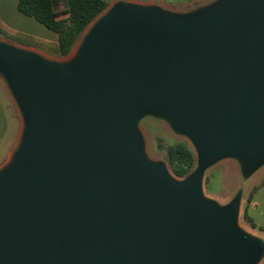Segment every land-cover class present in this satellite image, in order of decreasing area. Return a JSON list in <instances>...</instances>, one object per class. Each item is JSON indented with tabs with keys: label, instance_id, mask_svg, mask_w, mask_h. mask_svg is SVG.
<instances>
[{
	"label": "water",
	"instance_id": "water-1",
	"mask_svg": "<svg viewBox=\"0 0 264 264\" xmlns=\"http://www.w3.org/2000/svg\"><path fill=\"white\" fill-rule=\"evenodd\" d=\"M0 75L23 118L0 167V264L256 263L239 199L219 208L202 182L224 157L264 164V0L119 1L68 58L0 40ZM149 113L194 142L183 180L146 155Z\"/></svg>",
	"mask_w": 264,
	"mask_h": 264
},
{
	"label": "rangeland",
	"instance_id": "rangeland-1",
	"mask_svg": "<svg viewBox=\"0 0 264 264\" xmlns=\"http://www.w3.org/2000/svg\"><path fill=\"white\" fill-rule=\"evenodd\" d=\"M215 1L216 0H189L187 1V3L181 6L171 7L166 9L168 11L178 14H188L197 11L201 8H204ZM62 7L64 6L62 5ZM95 20L83 32L81 37L78 39V42L76 43L74 49L67 56H63V57L55 56L53 54H49L42 50H39L37 48L35 49L39 50L41 53L45 54L47 57L51 59L68 58L73 54L75 49L78 47L82 38L85 35V32L93 25ZM0 40H6V38L0 35ZM17 45H21V44H17ZM0 93L6 103V108L10 118V125H11L10 131L12 133L13 130L16 129V124H17L15 111H14L15 109L12 102L9 101L8 93L4 89V85H2V83H0ZM17 112H18L21 132H22L23 118L18 107H17ZM137 128L143 139L144 151L146 155L153 161L164 162L167 165L170 173L176 179L183 180L185 177L181 178L173 174V172L169 168L166 153L157 147V137H161L165 145H169L179 141L187 143L194 150L196 155V160L198 162L197 149L192 139L188 135L180 133L177 130H175L172 124L170 123V121L166 117L155 113L146 114L141 119H139L137 123ZM197 162L195 168L197 167ZM262 179H264V164L260 166L257 170L249 174V171H247L243 167V165H241V161L237 157H232V156L224 157L216 161L214 164H212L211 166H209L204 170L202 193L207 199L211 200L219 208H225L229 206L234 200L239 199L238 223H240L242 230L252 236L258 235L263 237L264 233H262L257 228H253L244 217V209L245 206L247 205V198L249 196V193L255 185H258L261 182ZM251 213L254 214L253 217L255 216V221L257 223L262 221L261 217L259 216L256 210L252 209ZM255 264H264V245L262 247V252Z\"/></svg>",
	"mask_w": 264,
	"mask_h": 264
},
{
	"label": "trees",
	"instance_id": "trees-1",
	"mask_svg": "<svg viewBox=\"0 0 264 264\" xmlns=\"http://www.w3.org/2000/svg\"><path fill=\"white\" fill-rule=\"evenodd\" d=\"M17 5L25 15L35 18L54 31L58 40L51 41L12 29L1 20L0 35L17 44L60 57L72 52L87 27L108 7L105 0H18ZM157 147L166 153L169 168L176 176L184 178L194 171L196 155L187 143L179 141L165 145L163 139L157 137ZM260 185H264V180ZM256 189L257 186H254L250 191L244 209V217L253 228L257 226L248 212V203ZM259 229L264 231L262 226Z\"/></svg>",
	"mask_w": 264,
	"mask_h": 264
},
{
	"label": "crops",
	"instance_id": "crops-1",
	"mask_svg": "<svg viewBox=\"0 0 264 264\" xmlns=\"http://www.w3.org/2000/svg\"><path fill=\"white\" fill-rule=\"evenodd\" d=\"M105 1L108 3L107 8L116 4L119 1H133L144 4L147 3V4L157 5L166 9V8L181 6L187 3V1L189 0H105ZM17 4H18V0H0V20L3 23H5L7 26H9L12 29L27 34L39 36L51 41L58 40V36L54 31L46 27L44 24L40 23L35 18L25 15L23 12L19 10ZM0 83L4 85V89L8 93V99L9 101L12 102L14 106L15 109L14 111L17 121L16 129H14L13 132L11 133L10 118L6 108V103L0 93V167H1L9 160L16 145L18 144L21 135V128H20V122H19L16 104L6 85V82L4 81L1 75H0ZM263 180L264 179H262L261 181ZM260 183L258 185H255L257 186V189L254 191L252 195V199L248 203V212L250 216L253 218L257 226L256 227L257 229H259L260 226L264 227V185H260ZM252 209L258 212L259 216L262 219L261 222L257 223L255 221V216L253 217L254 214L251 213ZM261 232L264 233V231ZM255 236L259 237L264 241V236L263 237L258 235Z\"/></svg>",
	"mask_w": 264,
	"mask_h": 264
},
{
	"label": "bare ground",
	"instance_id": "bare-ground-1",
	"mask_svg": "<svg viewBox=\"0 0 264 264\" xmlns=\"http://www.w3.org/2000/svg\"><path fill=\"white\" fill-rule=\"evenodd\" d=\"M238 221H239V220H238ZM238 221H237V222H238ZM237 227L240 228V229H242L240 223L237 224Z\"/></svg>",
	"mask_w": 264,
	"mask_h": 264
}]
</instances>
